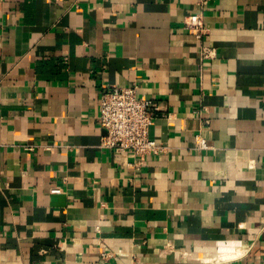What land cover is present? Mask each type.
<instances>
[{"label":"crops","instance_id":"obj_1","mask_svg":"<svg viewBox=\"0 0 264 264\" xmlns=\"http://www.w3.org/2000/svg\"><path fill=\"white\" fill-rule=\"evenodd\" d=\"M197 1L0 0V264H263L264 0L205 1V60ZM131 84L139 166L100 145Z\"/></svg>","mask_w":264,"mask_h":264},{"label":"built area","instance_id":"obj_2","mask_svg":"<svg viewBox=\"0 0 264 264\" xmlns=\"http://www.w3.org/2000/svg\"><path fill=\"white\" fill-rule=\"evenodd\" d=\"M205 1L198 0L199 10L184 18V27L202 41L200 57L203 60L215 56V49L206 43L211 28L204 19ZM159 110L154 99L138 96L136 84L105 88L101 92L98 115V123L105 131L101 147L133 154L137 158L136 166L143 164L148 156L159 154L162 147L149 133ZM196 144L199 149L209 148L207 139L201 134L196 136Z\"/></svg>","mask_w":264,"mask_h":264}]
</instances>
